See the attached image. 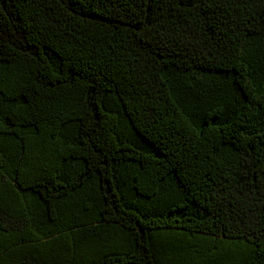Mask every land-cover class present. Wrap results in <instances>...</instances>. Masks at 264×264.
<instances>
[{
	"label": "trees",
	"instance_id": "16d2710c",
	"mask_svg": "<svg viewBox=\"0 0 264 264\" xmlns=\"http://www.w3.org/2000/svg\"><path fill=\"white\" fill-rule=\"evenodd\" d=\"M0 264H264V0H0Z\"/></svg>",
	"mask_w": 264,
	"mask_h": 264
}]
</instances>
